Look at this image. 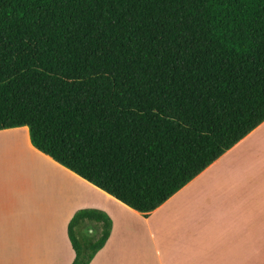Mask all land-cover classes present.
Masks as SVG:
<instances>
[{"label":"trees","instance_id":"1","mask_svg":"<svg viewBox=\"0 0 264 264\" xmlns=\"http://www.w3.org/2000/svg\"><path fill=\"white\" fill-rule=\"evenodd\" d=\"M263 121L264 0H0V129L144 215Z\"/></svg>","mask_w":264,"mask_h":264},{"label":"crops","instance_id":"2","mask_svg":"<svg viewBox=\"0 0 264 264\" xmlns=\"http://www.w3.org/2000/svg\"><path fill=\"white\" fill-rule=\"evenodd\" d=\"M6 142L12 143L10 154L16 150L18 158L38 159L47 175L41 168L32 178V168L26 170L20 166L12 171L10 165L6 166L9 180L4 184L0 181V264H72L75 250L68 224L74 213L82 207L103 210L91 200L82 201L84 182L129 208L126 213L106 211L113 222L112 231L90 264H264V121L148 215L127 206L40 151L31 141L28 126L0 129V160L8 154ZM11 157L14 162L18 160L14 155ZM2 164L5 166L3 159ZM13 174L18 178L11 180ZM228 187L234 190L240 216H248L250 225L209 229L202 215L200 237H192L188 244L160 245L157 233L164 228L158 224L161 219L184 214L192 199L206 196V200L212 196L223 202L220 193ZM248 200L252 205L247 213L242 210V203ZM129 213L142 221L140 231L135 230ZM57 219L64 220L57 222ZM53 222L58 225H51ZM67 222L63 232L70 244L45 236L50 235L51 228L60 230ZM36 234L43 235L42 240L36 241Z\"/></svg>","mask_w":264,"mask_h":264},{"label":"rangeland","instance_id":"3","mask_svg":"<svg viewBox=\"0 0 264 264\" xmlns=\"http://www.w3.org/2000/svg\"><path fill=\"white\" fill-rule=\"evenodd\" d=\"M6 144L8 145V147L6 145V150L8 154L6 155V157L2 158L3 162H5V166L4 164L0 166L1 168L0 181L4 184V181L9 180V173L8 174L5 173L6 171H8L6 170V166L8 165H10L9 167L12 168V171H15V169H19L20 166L26 167V170L32 168L34 172H31V175L32 178H34L35 173L40 172L38 170L41 169L42 166L44 165L38 159H34V158L31 159L27 156L18 158L16 155L17 152L16 150H14L12 154H10L12 150L11 151L9 150L12 143L6 142ZM4 147L5 144L3 143L2 150L4 149ZM11 155L16 156L18 160L14 162ZM2 159L0 160L1 163H2ZM20 162L21 164H19ZM41 170L44 173H46L43 168ZM49 171L53 176L54 172L50 166H49ZM16 178H18L17 174H13V176H11V180H15ZM82 188L84 193L83 196H85V198L83 197L82 200L83 202H89L88 200H91L92 202L95 203V206L99 205L100 207L103 208L105 212L106 211L120 212V213L129 212L128 211L129 208L122 205L120 202L116 201L115 199L105 196V194H102L100 190H95L94 188H91V186H89L87 183L84 182ZM220 195L224 198V201L227 202L225 203L224 201L220 202L219 200H217L215 197L212 196L208 197L205 200L206 196H203L202 198L190 200L191 202L189 203V206L184 214L178 217L161 219V222L158 224L164 225V228L162 231H159L157 233V236H160V245H169L172 243L188 244L193 241L192 237L193 238L197 236L200 237L202 226L199 220H200V216L202 215H204L205 225L208 226L209 229L239 225V224L241 225L251 224V219L248 216L246 215L240 216V210L236 208V204H235L236 201L234 199L236 196L234 194V190L232 187H228L227 190H224L222 193H220ZM250 201L248 200V202L245 201L242 203V210H246L247 213L249 212L250 205H252ZM202 206H204V209H202ZM130 216L131 218L129 219H131L133 226L136 228L135 230L140 231L142 229L141 228L143 224L142 221H140V219H138L136 215L131 214ZM53 220L54 219H51V221ZM60 220H64V219H57V222ZM57 222L56 223L53 222L51 225H56V224L58 225ZM67 224L68 222L66 223V225L63 224L62 229L60 230L56 228H51L50 235H45V236L46 237L51 236L52 239L55 240V242L65 243V241H67L69 243V239L67 238L66 233L63 232V230H66ZM76 231L78 237L81 239L84 245L89 246L92 242L97 240V238L101 235L102 224L101 223L98 224L96 221H92V222L87 221L81 227H78ZM63 233L65 234L67 240H64ZM42 236L43 235L41 234H36V241L42 240ZM50 251H52V254L57 253V250H50Z\"/></svg>","mask_w":264,"mask_h":264}]
</instances>
